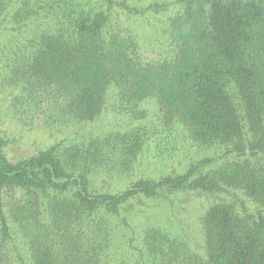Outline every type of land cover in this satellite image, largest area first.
<instances>
[{
  "label": "trees",
  "instance_id": "1",
  "mask_svg": "<svg viewBox=\"0 0 264 264\" xmlns=\"http://www.w3.org/2000/svg\"><path fill=\"white\" fill-rule=\"evenodd\" d=\"M9 3L20 30L44 23L12 59L28 65L29 104L41 98L56 122L95 123L110 108L138 124L17 163L8 161L0 137V264H15L14 251L20 264H125L109 257L113 217L137 195L186 192L211 199L199 219L201 247L178 232L149 229L153 263L264 264V0ZM151 47L156 57L143 59ZM147 102L158 106L163 124L184 127L224 163L142 178L120 194L95 191L91 175L106 158L113 155L126 172L138 162L150 141ZM19 234L29 263L16 247Z\"/></svg>",
  "mask_w": 264,
  "mask_h": 264
},
{
  "label": "rangeland",
  "instance_id": "2",
  "mask_svg": "<svg viewBox=\"0 0 264 264\" xmlns=\"http://www.w3.org/2000/svg\"><path fill=\"white\" fill-rule=\"evenodd\" d=\"M1 1V0H0ZM0 5V137L6 141L5 156L11 163L26 160L38 155L52 146L64 145L83 147L90 139L103 136L107 132H126L138 122L116 110H106L95 123L69 124L51 119L44 112L48 103L39 98L40 103L29 104L31 98L30 71L26 64H19L12 59L21 56L17 45L28 40L30 35L42 28L29 24L20 30L12 19L14 5L9 0H2ZM16 7V6H15ZM9 8V9H7ZM13 21V22H12ZM19 55H17V53ZM31 52V50H30ZM26 54V51H25ZM157 51L151 47L143 52L142 58H155ZM11 61V62H10ZM14 64H18L14 66ZM34 78V77H33ZM110 100V99H109ZM147 126L150 141L131 170H121L113 163L112 156L106 158L101 170L91 175L95 191L108 194H120L142 178L159 180L173 173H183L191 166H201L211 160L204 170H211L224 163L219 159L220 152L197 144L189 139L184 127H172L163 124V117L154 102H147ZM110 107V106H109ZM78 145V146H77ZM85 146V147H86ZM74 147V149L76 148ZM113 163V166L110 165ZM107 164V165H106ZM8 203V199L5 201ZM211 199L199 192L179 193L168 199H145L135 196L122 212L113 217L116 238L109 250L110 259L117 263L152 264L145 243V233L149 229H162L166 232H178L191 238V247H201L200 217L207 209ZM248 206L251 204L245 202ZM241 205V203H240ZM16 245L20 254L27 260L32 259L25 236H16ZM15 264H20L19 255ZM151 262V263H150ZM116 264L115 262H113ZM110 262V264H113ZM153 264H160L156 262Z\"/></svg>",
  "mask_w": 264,
  "mask_h": 264
}]
</instances>
